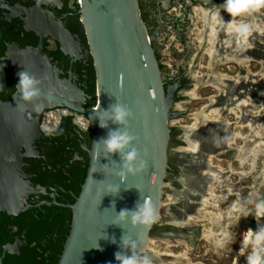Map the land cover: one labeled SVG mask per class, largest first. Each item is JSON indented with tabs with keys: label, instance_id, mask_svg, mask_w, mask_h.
I'll list each match as a JSON object with an SVG mask.
<instances>
[{
	"label": "flooded vegetation",
	"instance_id": "af4514ba",
	"mask_svg": "<svg viewBox=\"0 0 264 264\" xmlns=\"http://www.w3.org/2000/svg\"><path fill=\"white\" fill-rule=\"evenodd\" d=\"M223 3L224 0H139L141 17L154 39L152 46L165 87L175 88L172 111L182 112L179 118L172 119L180 123L170 124L166 183L171 195L165 207L170 220L163 225L157 223L152 237H170L193 246L203 234L202 221L197 219L204 210L202 197L209 196L207 190L218 187L213 183L218 179L213 173H224L215 160L225 163L222 168L231 165L241 172L239 157L249 153L241 151L250 148L256 136L250 125L264 123V107L259 115L255 114L256 80L264 74V8L231 17L222 9ZM80 10L79 0H40L39 4L37 0H0V84L4 85L0 105L9 103L17 92L18 63L32 68V61L21 57L29 49L40 51L58 69L60 79L82 92L80 98L74 99L76 103L83 108L97 104V74ZM245 24L249 31L242 30ZM60 26L67 30V36L60 38ZM194 84L198 86L194 88ZM204 88L213 92L201 96ZM194 96L206 101L202 110L193 114L199 121L183 124L181 121L190 115L191 104L187 101ZM260 97L264 99V94ZM77 116L89 126L88 131L73 123ZM56 121L63 129L61 135L46 136L39 129L34 150L32 146L22 148L23 174L35 192L23 201L25 211L0 212V264L60 262L72 222L71 210L63 205L73 204L80 194L90 163L88 149L93 132L88 116L65 106L44 110L40 126L54 125ZM200 125L211 126L197 131L201 133L197 140L203 150L200 172L207 169L206 180L201 181L198 168L190 185H185L182 160L189 152L199 153L191 135ZM238 127L245 136H240ZM210 133L215 135L214 148H208L206 136ZM184 148L189 152L182 151ZM255 167L254 171L243 167L248 178L255 173ZM230 176L222 181L229 179V184L242 186L237 173ZM244 184L250 185L246 178ZM180 200L186 201V207L179 214L175 206Z\"/></svg>",
	"mask_w": 264,
	"mask_h": 264
},
{
	"label": "water",
	"instance_id": "95a60500",
	"mask_svg": "<svg viewBox=\"0 0 264 264\" xmlns=\"http://www.w3.org/2000/svg\"><path fill=\"white\" fill-rule=\"evenodd\" d=\"M80 8L97 74V104L83 108L74 101L82 92L60 79L58 69L42 57L40 51L22 52L23 59L32 61V68L23 67L19 62L18 72L26 69L39 79L41 95L21 108L17 105L25 102L19 100L16 92L9 103L0 105V212L25 211L23 201L35 192L23 174L22 148L32 146L34 150L43 111L59 105L83 113L92 124L90 163L76 201L63 205L71 210L72 222L59 264H118L114 253L122 250L118 245L124 233L138 239L139 249L148 252L152 231L163 207L169 169L170 121L179 118L182 112L172 111L175 88L165 87L152 46L154 39L141 17L139 0H81ZM59 31L60 38L67 36L63 26ZM49 93L53 97L51 101ZM116 101L127 105L134 113L129 118L128 131L136 137L132 142L140 154L136 163L139 159L147 161L143 171L135 175L129 173L123 181L117 175L121 170L119 154L107 156L103 145L94 143L106 138L109 129L124 127L111 120L108 128L99 126V117L106 119L108 114L104 110ZM37 104L44 106L41 111H36L34 105ZM109 184L119 185L120 192L108 194ZM145 197L159 213L150 228H132L129 221L123 229L113 223L121 209H133L136 202H142ZM113 201L115 209L111 208ZM260 201H264V192ZM253 219L247 226L255 231ZM113 236L116 243L111 242ZM97 244L99 248L95 247Z\"/></svg>",
	"mask_w": 264,
	"mask_h": 264
},
{
	"label": "rangeland",
	"instance_id": "374dc122",
	"mask_svg": "<svg viewBox=\"0 0 264 264\" xmlns=\"http://www.w3.org/2000/svg\"><path fill=\"white\" fill-rule=\"evenodd\" d=\"M201 64L203 66L207 65V63L205 62H201ZM199 70L204 71L205 69L200 68ZM258 83H262L264 85V74H262L261 77L256 80L257 100L255 101L257 106L255 114L257 115L262 112V107H264V99H261L260 97L262 94H264V87H258ZM195 86H198V84H194V88ZM208 92L212 93L213 90H211V88L201 89V96L206 95ZM194 97L195 99H189L187 101L191 104L189 108L190 115L181 121L183 124L189 125L192 122V124H195L199 121V118H193V114L197 111H201L203 108L202 106L206 101L201 100L197 96ZM178 123H180L179 120L170 121L171 125H175ZM242 125L244 124H240V126ZM207 126L208 125H200L196 128L197 130L195 132H192L193 134L191 135L194 137L193 143L198 144V148L196 150H200L199 153L192 154L189 151H186L185 148L182 149V151L184 150V152H189V155L185 156V159L182 160L183 176L181 177L185 185H190V183L192 182V177L195 174H198V168L199 173L202 176L201 181L205 182L206 180L204 179V172L207 171V169L202 170V174L200 172V168L203 164V150L200 149V141L197 140V136H200L201 133H198L197 131L205 129ZM207 128L209 130L211 129V126H208ZM255 129L256 136L254 141H257L258 143L257 149L255 154L251 152V147L253 145L250 148L246 147L247 149H242L241 154L243 151H245L246 153L250 152L252 156H250V154H246L244 157L240 155L239 160L242 169L241 172L235 171L238 169L236 167L231 168V165H229L227 169L222 168V166H226L225 163H221L215 160L216 163L222 165L219 167L224 171V173H213V175H216V178H218L217 180L213 181V183L218 184V187H216V189L211 188L209 191L207 190V192H209V196H207L208 198L206 196L202 197V208L204 210L201 211L202 217L200 218V220L202 221L201 224L203 225V234L197 241V245L193 246L192 244L183 240H180L179 242L177 241V243L173 238L170 237L166 238L153 236L152 241L150 242V245L148 247V252L146 253L153 258V264H246V257L251 251V246H246V241L247 239H250V230L254 231L253 227L250 228L247 225L248 223H251L252 218H254L253 221L255 223V226L258 228L257 217H254L256 212L255 204L259 202V198L264 192V123L256 124ZM236 130H239L238 133L241 137L245 136L240 133V131H242V128L238 127ZM210 136H212V133L206 136L207 144L209 145L208 148H214L215 135L212 136V138ZM190 141H192V138H190ZM240 143L241 142L238 140L237 144L239 145ZM245 157L247 158V160L244 163L241 159ZM253 162H256L255 173H251L250 178H248V175L242 176L243 173H246V171H243V167H247L251 170V164ZM231 173H237L241 184H243V180L246 178L248 183H250V186L252 187L253 184L254 188L252 187L249 191L251 193L250 197L241 206L239 213L236 214V217H234L233 221L229 222L228 216H223V214L226 213L229 215L230 203H228L227 200H231L233 198V195L231 198L227 197L226 190L228 188H231L232 186L235 187L236 185H232L231 183L229 184L227 182V180L229 181V179H227L226 181H222V178H229ZM168 186V183H166L164 192L165 197L163 199V207L161 209V218L158 221L159 225H163L164 223H167L170 220L169 217H167L168 214L166 213L165 209V207L169 205L171 195L170 191L168 190ZM242 186H245V184ZM221 199H224V201L219 202ZM218 202L220 206L217 205ZM185 204V200H180V203L175 206V209L179 211V214L182 212L180 210L186 207ZM220 212L223 217L221 219H218V215ZM246 212L248 213L247 215H245ZM260 219L261 221H263L261 226H264V216H262ZM221 240L225 241L224 245L222 247H218L217 241Z\"/></svg>",
	"mask_w": 264,
	"mask_h": 264
},
{
	"label": "clouds",
	"instance_id": "9594fccd",
	"mask_svg": "<svg viewBox=\"0 0 264 264\" xmlns=\"http://www.w3.org/2000/svg\"><path fill=\"white\" fill-rule=\"evenodd\" d=\"M40 0H37L39 4ZM222 9L227 12L231 17L243 16L258 12L264 8V0H224L221 4ZM243 31H249L248 25L241 26ZM19 80L15 85V89L19 94V100L25 102L24 104L17 105L18 107H26L27 104L37 100L41 95L40 83L34 75L29 73L26 69L18 73ZM4 90V85L0 84V91ZM16 98V97H15ZM53 97L49 93V100ZM36 111H41L43 105H34ZM106 119L99 117V126L101 128H108V121L124 127H118L116 129H109L106 138L102 137L99 141L94 142L96 145H103V150L107 153V156L118 153L121 161V170L117 173L123 181L127 175L131 173L135 175L143 171L147 167V161L139 159V150L133 146L132 142L136 139L128 131L129 118L134 116L131 108L127 105L116 101L114 104H110L107 110ZM73 123L77 125L82 131H88L89 126H86L82 122V118L77 116ZM60 121H56L54 125L42 123L40 126L41 132L46 136H56L63 133V129L59 127ZM108 194L116 195L120 192L119 185L109 184L107 186ZM111 208L115 209V201L112 202ZM255 218L257 216H264V201H260L255 204ZM248 213L246 212L245 215ZM159 218V213L156 206L148 199L143 198V201H137L133 209H121L116 216L115 225L124 229L123 225L129 223L132 228L144 227L150 228ZM250 239L246 241V246H251V251L246 257V264H264V226H258L257 230H250ZM108 237L105 235L104 237ZM112 243H116V239L113 236L111 238ZM224 240L217 241V246L222 247ZM95 247L99 248L97 244ZM118 247L122 250H118L114 253L115 260L118 264H153V258L142 252L139 249L138 239H134L130 235L125 233L120 238Z\"/></svg>",
	"mask_w": 264,
	"mask_h": 264
},
{
	"label": "bare ground",
	"instance_id": "6f19581e",
	"mask_svg": "<svg viewBox=\"0 0 264 264\" xmlns=\"http://www.w3.org/2000/svg\"><path fill=\"white\" fill-rule=\"evenodd\" d=\"M261 28V27H260ZM242 103H245V101L243 100V101H241ZM251 126V130L255 133V131H256V125L254 126L253 125V123L250 125ZM252 131H251V133H252ZM257 141L255 142L254 141V143H253V146L251 147V152L253 153V154H255V152H256V149H257ZM255 145V146H254ZM250 154V156H252L251 155V153L249 152L247 155H249ZM249 156V157H250ZM244 157V156H243ZM242 160V162H244L245 163V161L247 160V158L245 157V158H242L241 159ZM250 161V160H249ZM255 163L256 162H253L251 165H252V167H251V170L250 171H252L253 169H254V167H255ZM250 166V165H249ZM254 171V170H253ZM251 173V172H250ZM249 173V174H250ZM243 175H247V173H243L242 174V176ZM243 185V184H242ZM237 186V187H236ZM235 187H231V188H228L227 190H226V195H227V197H229V198H231L232 197V195H233V198L230 200V211H229V215L228 214H223V216H228V220H229V222H231V221H233V219H234V217H236V214H238L239 213V211H240V209H241V206L249 199V197H250V190H251V188L248 186V185H245V186H239V185H236ZM218 197V196H217ZM218 206H220L219 205V202H218V204H217ZM222 214H221V212L219 213V215H218V219H221L222 217ZM202 217V213H201V216H199L197 219H199L200 220V218ZM262 216H257V224H258V226H261L262 225V222L263 221H261V218ZM191 218H195V217H192L191 216ZM190 218V219H191ZM250 235V234H249ZM248 240V239H247ZM244 247V246H243Z\"/></svg>",
	"mask_w": 264,
	"mask_h": 264
},
{
	"label": "built area",
	"instance_id": "2783aa9c",
	"mask_svg": "<svg viewBox=\"0 0 264 264\" xmlns=\"http://www.w3.org/2000/svg\"><path fill=\"white\" fill-rule=\"evenodd\" d=\"M79 3L81 4V0H79Z\"/></svg>",
	"mask_w": 264,
	"mask_h": 264
}]
</instances>
